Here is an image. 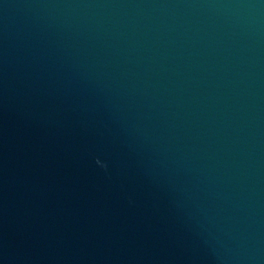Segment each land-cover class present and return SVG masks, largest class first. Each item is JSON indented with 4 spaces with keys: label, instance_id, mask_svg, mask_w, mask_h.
I'll return each mask as SVG.
<instances>
[{
    "label": "water",
    "instance_id": "1",
    "mask_svg": "<svg viewBox=\"0 0 264 264\" xmlns=\"http://www.w3.org/2000/svg\"><path fill=\"white\" fill-rule=\"evenodd\" d=\"M0 75L264 264V0H0Z\"/></svg>",
    "mask_w": 264,
    "mask_h": 264
}]
</instances>
